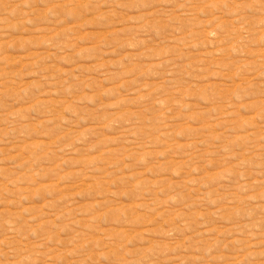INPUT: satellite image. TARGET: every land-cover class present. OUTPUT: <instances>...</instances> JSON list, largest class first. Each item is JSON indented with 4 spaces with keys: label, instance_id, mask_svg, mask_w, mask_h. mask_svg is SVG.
<instances>
[{
    "label": "rangeland",
    "instance_id": "1",
    "mask_svg": "<svg viewBox=\"0 0 264 264\" xmlns=\"http://www.w3.org/2000/svg\"><path fill=\"white\" fill-rule=\"evenodd\" d=\"M0 264H264V0H0Z\"/></svg>",
    "mask_w": 264,
    "mask_h": 264
}]
</instances>
